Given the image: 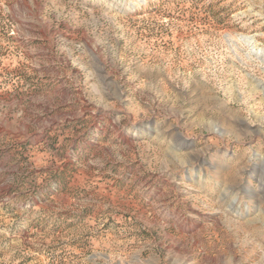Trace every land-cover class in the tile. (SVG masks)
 <instances>
[{
  "label": "rangeland",
  "instance_id": "374dc122",
  "mask_svg": "<svg viewBox=\"0 0 264 264\" xmlns=\"http://www.w3.org/2000/svg\"><path fill=\"white\" fill-rule=\"evenodd\" d=\"M0 264H264V0H0Z\"/></svg>",
  "mask_w": 264,
  "mask_h": 264
}]
</instances>
